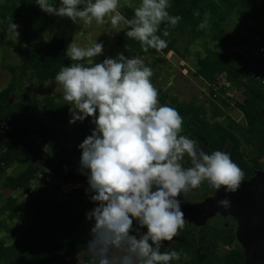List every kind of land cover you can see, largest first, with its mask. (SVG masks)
<instances>
[{
    "label": "clouds",
    "instance_id": "clouds-1",
    "mask_svg": "<svg viewBox=\"0 0 264 264\" xmlns=\"http://www.w3.org/2000/svg\"><path fill=\"white\" fill-rule=\"evenodd\" d=\"M36 4L47 14L74 23L104 24L108 18L114 29L123 23L130 29L126 36L140 42L144 52L166 49L168 42L157 35L160 25L175 27L182 19L169 14V0H141L132 19L118 10L120 0H61L59 7L53 0ZM209 26L205 12L198 30ZM17 29L10 23L9 30L18 36ZM169 34L163 31L164 37ZM103 50L102 43L81 47L74 39L66 53L73 63L55 76L64 101L71 105L69 123L91 117L95 125L79 145L80 172L87 177L86 192L96 205L86 214L94 221L87 243L91 264H171L181 254L161 249L185 227L182 194L187 196L204 182L217 191L235 193L245 173L227 152L209 154L181 134L183 117L176 108L160 104L151 81L153 71L142 59L120 54L95 63ZM186 156L189 167L183 164ZM218 203L225 210L231 208L227 198ZM134 220L146 233L136 229L137 234H131Z\"/></svg>",
    "mask_w": 264,
    "mask_h": 264
},
{
    "label": "trees",
    "instance_id": "trees-1",
    "mask_svg": "<svg viewBox=\"0 0 264 264\" xmlns=\"http://www.w3.org/2000/svg\"><path fill=\"white\" fill-rule=\"evenodd\" d=\"M167 9L172 16H180L182 19L177 26L171 27L167 23L160 25V35L168 42L165 52H172L180 60H188L191 56V45L206 37L210 39L213 47L202 45L204 54L198 50L193 54L194 60L191 69L194 77L205 80L210 85L218 76L225 74L228 80L238 82L243 88L246 102H235L234 106L244 115L247 130L254 139H258L264 145V86L261 81L245 80V67L241 66L248 60L235 50L238 44L230 37L223 27L227 17L222 11L223 6L238 9L246 13L253 22L259 18L264 19V0H169ZM133 7L123 5L118 10L127 18L134 17ZM200 15L196 16L195 13ZM209 14V28L198 30L204 14ZM10 23L18 25L24 48L18 52V63L8 66L10 80L0 90V200L1 210L6 212L9 218H14L22 209L14 197L15 192L26 194L25 204L31 209L29 223L24 227L18 238L10 245L0 242V264H52L64 262L74 253H85L87 243L91 237L84 236L79 227L87 219L86 214L94 205L86 192L89 185H85L75 197L63 201L58 208V198L48 191L40 190L33 194L29 188V182L40 171V161L51 159V153L57 151V139L63 143L75 142L81 144L91 135L95 128L92 118L83 122L70 124L72 119L70 112L64 104L56 100L55 95L46 94L42 99L43 114L56 137L45 136L41 132V126L33 114L17 116L11 98L14 97L20 103H28V98L23 92V84L28 79L42 87L48 80L55 79L56 74L63 66H71L73 63L67 57V49L62 39L56 38L50 41L45 39L44 33L53 24L52 17L43 12L36 4V0H0V30H9ZM130 30L124 26L115 36V46L120 54L127 58L155 55L156 50L149 48L144 52L140 42L128 38L125 34ZM168 30L169 36L164 37L163 31ZM186 33L182 51L177 47V34ZM213 52L216 56L210 55ZM251 55V54H250ZM248 53V56H250ZM118 56L116 58H118ZM115 58V59H116ZM183 61V60H182ZM81 63H87L86 61ZM185 64V63H184ZM164 105V98H159ZM171 107L178 110L184 119L182 135L197 141L206 152H227L234 163L243 168L242 154L239 152L238 138L230 134L226 129L217 124H210L207 113L200 105L194 102L180 103L176 98H171ZM222 106H228L225 100L220 101ZM169 106V105H168ZM226 115L219 106L211 109L210 117ZM258 137V138H257ZM251 146L250 138L245 139ZM14 164L21 166L15 173L6 174V171ZM59 172L63 174V181L67 177H87L80 172V164L73 166L58 165ZM205 190L212 187L203 184ZM204 190V191H205ZM197 197L202 193H190ZM94 225V221L90 222ZM135 221V220H134ZM216 236L226 237L232 241L234 234L225 232L216 233ZM214 239L210 240L213 246ZM162 250V249H161ZM177 250L184 253L190 251V246L179 243ZM176 251V250H175ZM196 256L195 252H192ZM245 252L232 250L222 258L213 252L200 254L187 264H248ZM86 264L89 260L83 257ZM179 261H172L177 264Z\"/></svg>",
    "mask_w": 264,
    "mask_h": 264
},
{
    "label": "rangeland",
    "instance_id": "rangeland-1",
    "mask_svg": "<svg viewBox=\"0 0 264 264\" xmlns=\"http://www.w3.org/2000/svg\"><path fill=\"white\" fill-rule=\"evenodd\" d=\"M53 2L59 7L61 0H53ZM140 3L141 0H120L121 6L127 5L133 8L138 7ZM222 11L227 17L226 21L223 23L225 32L238 44L237 49L247 52L249 55L251 54L246 57L248 60L241 66V68L245 67L244 70H246L244 75L245 80H255L251 78L249 72L255 73L256 77H259L260 80H264V57L261 58L258 56L259 45L264 48V19L259 18L257 21L252 22L245 12L238 9H231L227 6H223ZM50 16L53 19V24L44 33L47 41L56 38L62 39L66 49H68V46L74 39L78 46L81 47L91 46L95 42L102 43L104 45L103 53L94 58L95 63H102L107 58L115 59L118 56L120 50L115 46V36L117 32L125 26L123 23H121L118 28L114 29L108 18H106L107 22L104 24H97L93 21L91 25H86L83 24L82 21L74 23L67 17ZM17 31L19 33L18 36L13 31L0 30V90L4 88L10 80V73L7 71V67L18 63V52L24 48L21 33L18 29ZM176 36L178 39L176 45L179 51H182L186 33L183 32ZM205 43L209 48L213 47L208 37H206V40H204V38L201 40L198 39L191 45V57L187 61H184V59H182L183 61L180 60L179 57L173 53L169 55L170 52H165L164 50L160 52L156 51L155 55H146L139 58L144 61L145 66L152 69L153 76L151 77V81L158 89L159 98H164V105L171 106V98H176L180 103L194 102L196 105L198 104L204 108L210 124H217L229 129L236 138L243 137L241 133L243 127L241 123L236 121V119H238L237 116H234V113L237 112L234 103H243L245 101V95L243 94L241 84L228 80L225 74L218 76L216 81L211 85L205 80L194 77V70L191 69L194 60L193 54L199 50L201 55H203L204 49L202 45ZM210 55L216 56L213 52H211ZM184 70H186V72ZM23 92L28 98V103H20L18 99L14 97L11 98L16 115L23 116L26 114H33L41 126L42 134L56 137L53 128L43 114L42 99L46 94L55 95L56 100L67 106L69 110L71 105L66 104L64 101L62 88L57 86L55 79L46 81L42 87H39L33 79H28L23 84ZM221 100H225L228 106H222ZM214 106H219L224 113L232 117V125H228L226 119L216 121L210 117L211 109ZM57 143L58 149L51 153V159H42L40 161L41 169L29 182V188L33 194H37L40 190H44L55 195L58 198L57 206L59 208L64 200V196L69 194H64V189L65 191L69 189L66 183L77 179L82 181V187L84 188L85 185H88V181L81 176L67 177V180L63 181V174L59 172L58 165L62 164L74 167L76 164H80L82 150L79 148V143L69 142L65 144L59 139H57ZM245 151L247 150H244V152ZM183 164L185 167L191 166L190 158L186 156ZM19 169H21V166L14 164L6 171V174L15 173ZM0 179H2V177H0ZM251 182L252 181L244 182L241 183V185H247ZM204 190L205 187L202 184L196 189L198 192L196 194ZM13 195L17 203L22 206V209L14 218H9L7 213L3 212L0 208V242L5 245H10L18 238L24 227L29 223L31 216V209L25 204L26 194L18 191ZM77 195L78 193L75 194V196ZM75 196L73 195L71 197ZM0 200H2L3 203L4 198L0 197ZM2 203L0 202V207ZM181 203L184 202L182 201ZM186 205L187 204H182L183 207ZM187 220L192 221V217ZM91 228L92 225L87 219H84L79 227L81 233L86 237H91ZM133 228L134 231L131 233L132 235L137 234L135 231L136 229L141 233H146L147 231L146 228L140 229L136 221L133 222ZM236 238L237 241H240L242 250H245V248L248 247L247 244L237 235ZM228 244L227 240H222V238L219 239V252L223 253V250H226ZM83 257L88 259L91 264V258L88 252L74 253L64 262L52 264H86ZM185 262L186 261L182 259L179 264H185Z\"/></svg>",
    "mask_w": 264,
    "mask_h": 264
},
{
    "label": "flooded vegetation",
    "instance_id": "flooded-vegetation-1",
    "mask_svg": "<svg viewBox=\"0 0 264 264\" xmlns=\"http://www.w3.org/2000/svg\"><path fill=\"white\" fill-rule=\"evenodd\" d=\"M257 81H261L260 79H257ZM261 84L264 85V82L261 81ZM246 96L245 101L246 102ZM243 102V103H244ZM242 104V103H240ZM234 116H237L238 119H236L237 122L241 123L242 125V136L239 137V152L242 154V164H243V172L245 173L244 180L241 183L244 182H250L253 178L256 176L264 174V145H261L262 143L258 141V139H254L253 136L250 135V132L247 130V123L244 118V115L237 109V112L234 113ZM264 118V114L262 116ZM231 116L229 114L224 115H218L215 116L213 119L216 121H222L227 120L226 122L232 125ZM230 132V131H229ZM231 135H233L230 132ZM250 138L251 146L246 144L245 139ZM244 140L242 141L241 140ZM258 138V137H257ZM242 142V143H241ZM244 150H247L244 152ZM77 165V164H76ZM203 184H207V182H204ZM211 187V186H210ZM190 193H198L196 189H193ZM188 193L187 196L180 197L181 202L183 205H196L201 204L204 201H206L209 197L215 195V193H225L224 195L228 194L226 190L223 188L217 191L214 188H210L208 190L202 191L199 196L192 197L194 195ZM185 227L181 230V233L178 237L174 238L171 242H165V247L162 248L163 251H173L176 250L181 254V259L177 264H179L182 259L187 264L188 261L196 258H199L200 254L208 253L209 251L213 252L216 256L222 258L227 253H229L232 250H238L247 253V247L245 250H242L240 241H237L236 239V230H237V222L235 219H233L231 216H222L219 213H216L214 216L209 217L204 223H198L197 219H194L192 221L187 220L185 218ZM225 232L227 235L234 234L235 239L232 241L229 239L228 236L222 237V236H216V233ZM213 246H211L210 240L214 239ZM227 240L229 243L226 246V250H223V253L219 252V239ZM187 243L188 246H190V251L188 253H184L181 250H177V246L179 243ZM236 245V246H235ZM229 246V247H228ZM192 252H195L196 256L193 255ZM246 256L249 257L248 254ZM247 257V259H248ZM246 258V257H245ZM246 259V260H247ZM249 264V263H248Z\"/></svg>",
    "mask_w": 264,
    "mask_h": 264
},
{
    "label": "water",
    "instance_id": "water-1",
    "mask_svg": "<svg viewBox=\"0 0 264 264\" xmlns=\"http://www.w3.org/2000/svg\"><path fill=\"white\" fill-rule=\"evenodd\" d=\"M235 51L244 58L248 57L247 52ZM224 194L215 193L201 204L182 206L185 218L192 217V220L204 223L216 213L231 216L237 222L236 235L248 246V263L264 264V174L253 178L247 185H241L235 193ZM226 198L231 201L229 210L218 203Z\"/></svg>",
    "mask_w": 264,
    "mask_h": 264
},
{
    "label": "built area",
    "instance_id": "built-area-1",
    "mask_svg": "<svg viewBox=\"0 0 264 264\" xmlns=\"http://www.w3.org/2000/svg\"><path fill=\"white\" fill-rule=\"evenodd\" d=\"M170 53H172V52H170ZM258 56L261 57V58L264 57V48L261 47L260 45H259ZM184 71L186 72V70H184ZM249 74H250L251 78H253L255 80L259 79V77L255 76V73L249 72ZM261 81L264 82V80H261ZM82 185H83L82 181L77 180V179H75L74 181L72 180L71 182L66 183V186H68L69 189H68V191H65V189H64V194H66V193H69V194L64 196V200L63 201L69 199L71 196L75 195L76 193H79V191L83 188ZM70 194H73V195H70Z\"/></svg>",
    "mask_w": 264,
    "mask_h": 264
}]
</instances>
